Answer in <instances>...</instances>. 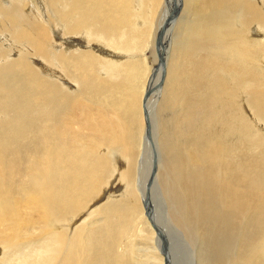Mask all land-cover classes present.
I'll use <instances>...</instances> for the list:
<instances>
[{
  "label": "bare ground",
  "instance_id": "6f19581e",
  "mask_svg": "<svg viewBox=\"0 0 264 264\" xmlns=\"http://www.w3.org/2000/svg\"><path fill=\"white\" fill-rule=\"evenodd\" d=\"M41 1L38 13L31 2L0 1V37L21 47L10 59L0 44V165L9 171L0 169V264H169L139 167L152 145L147 122L160 110L169 116L159 171L172 221L189 234L201 231L205 243L214 236L222 252L233 251L230 264H262L264 0H181L193 11L175 29L186 38L177 55L183 62L167 70L154 99L147 97L155 68L147 73L140 55L150 45L160 53L163 8L179 0ZM57 26L63 37H79L67 38L68 52L54 46ZM113 150L125 161L124 193H107L101 216L74 225L68 237L69 219L115 171ZM219 250L206 264H226L214 261Z\"/></svg>",
  "mask_w": 264,
  "mask_h": 264
},
{
  "label": "rangeland",
  "instance_id": "374dc122",
  "mask_svg": "<svg viewBox=\"0 0 264 264\" xmlns=\"http://www.w3.org/2000/svg\"><path fill=\"white\" fill-rule=\"evenodd\" d=\"M0 1H1V3L5 4V3L10 2L11 0H0ZM12 1H15V0H12ZM24 1L27 2V4L31 2L30 5L35 7L32 9V11L37 12V13L39 12L38 10L41 11L42 9L46 8L42 4L41 0H24ZM169 1L174 2V0H169ZM179 1H180V3H178V4L176 2H174V4L172 6L169 5V7L165 6L163 8L164 10H163L161 18L166 13V10H167L166 8H168V11H167V14H165V17L163 18L164 20L160 19V27L158 29L157 35L155 36L157 38L156 39L157 40L156 45L158 46V43H159L162 46V48L161 47L159 48L160 53H158V50H157V53H154V51L152 52V46L150 45V46H148V49H146V51L142 55H140V58L144 61V64H143L144 70L147 71V73H149L148 71H150L151 69L153 70L155 68V71H154L155 76L153 73H151V79H150V82H153V84H152L153 86H151V88L149 89V95L147 97L150 99H154L157 97L156 95H157L158 89H160L162 87L168 71L175 68L174 63L177 61L181 65L183 62V61L177 60V55L178 54L183 55V52H184L183 49L186 48V45H184L186 38H185V40H183V37L180 35V30L179 29L175 30V29L178 28V26L176 25L177 20L180 19V21H184V22L185 21H187V22L191 21L192 16H189L188 18H191V19L187 18V20H186L185 16L192 15L193 11H192V7L186 8L184 10V8H183L184 6H183L181 0H179ZM182 1L184 2V0H182ZM32 3H33V5H32ZM165 5H167V4L165 3ZM44 14L46 15V13H44ZM158 17H159L158 15L155 17V21ZM40 21L43 22L42 19ZM155 21H154V23H155ZM167 21H168V23H166ZM138 23L136 24L137 25L136 27L140 26V22H138ZM175 25H176V27H175ZM57 27H55L51 32V38L55 44L54 46L60 47V45H62L61 47L64 48L66 50V52H68L71 49H69V47L67 46V38L68 39L71 38V40L76 41L79 39V37L78 36L63 37L60 33V28L58 27V29H57ZM56 35H58V37L61 39L65 38L66 41L63 43H65L66 45L61 44V42L59 41V38ZM0 39H2V40H0V42H1L0 44L3 46L2 49L5 48L9 51V53H8V55H10L9 58L10 59H16L18 57V54H19L21 47L17 44H14L13 41H11L12 40L11 38L0 37ZM153 40L155 42V38ZM181 40H183V41H181ZM151 42H152V39H151ZM181 43H183V44L181 45ZM10 45H12V46H10ZM72 45H73L72 49H75L76 46H75L74 42ZM156 45H155V48H156ZM153 46H154V44H153ZM181 46H183V47H181ZM18 47H20V48L18 49ZM94 47H96V45H94ZM96 48H98V49H96V51L98 50L97 52L99 54H101L100 51L103 52V50H107V51L112 52L109 48H105V47H102V48L96 47ZM180 50L182 52H180ZM103 56L105 57L106 55H103ZM105 58H107V57H105ZM29 59H32L33 61H35L37 63L40 61L39 63L44 65V63L41 60H37L34 58H29ZM173 60H175V61H173ZM160 61H162V66H161V63L159 64ZM43 65H41V66H43ZM44 66L46 68L50 69V67L48 65H44ZM145 66L149 69H147ZM157 66H161L162 70L160 71V69L158 67V69H159V71H158L156 69ZM35 69L37 71H40L38 68H35ZM53 69L57 72V78L60 81L67 82V84L70 87L72 86L71 89L75 88L74 83H72V81L70 80V78L68 77V75L66 73L60 72L55 67H53ZM185 69H186V66H185ZM185 69L181 68L179 70V72L181 73ZM41 72H42L41 77L43 79H45V80L49 79L48 76L51 73L49 74V72H44V69ZM160 72H161V74L159 75ZM57 82L59 83V81H57ZM154 82H155V84H154ZM156 112L158 113V111H156ZM156 112L154 113L155 116L157 117L156 119L154 118V120L151 121L150 124H149V121L147 120L149 128H148V130L145 128V133H146L145 138H147V139L149 138L150 144H152V145L148 150H145L144 154L142 153L143 157L140 158L139 167L142 166L141 176H143L142 177L143 179L145 177L146 178L145 180L147 181V187H146L147 191H145V198L148 199L149 204L151 205V207H150L151 211L150 212L153 214L152 218L154 219L155 222H157V220L160 221V222L158 221L160 224H158L157 227L160 228L161 230H163V232L165 233V235H164V240H165L164 249L166 251L170 250V253L172 255L169 258V264H204V263L206 264V263L211 261L212 252L214 249H217V248H220V250L214 256V261L216 259L220 258L226 264H230L229 259L231 258L232 253H233V251H231L232 249L230 246L227 245L228 251L229 252L231 251L230 253L222 252V250H221L222 247L220 244H216L214 236H212L210 238V240L206 241V243H205L203 241L202 234H200L201 231H197V232L193 231L192 233L189 234V233H187V232H189L188 230L186 232L185 229H181V228H183L181 224H179L181 227L180 228L179 225H176L177 222L172 221L173 219H171L172 211H170V209H172V207H171L170 203H168L170 200V199H168L169 195L167 193V195H168L167 198L164 195V193L167 191L164 190L166 181L163 178L166 176L164 173L159 171V168L161 170V168L166 163L167 158H165V157H168L167 155H165L164 149H163V144H165V136L163 135V132H162V126L165 123H167V121H165V118H168L169 116H168V111L162 112L160 110L159 114H157ZM153 122L155 124H152ZM46 134H50V132H45V135ZM37 135H40V134L37 133ZM118 153L119 152L117 150H113L111 152V158H110L111 165H113L115 171L111 174L109 180L105 181L106 183L103 182V185H102L101 189L97 192V194H95L93 197L90 198L89 205H88L89 207L87 205H85L84 209L81 210V211H83V213H80L81 212L80 211L78 213L79 215L77 214L75 217L69 219L72 221V223H71V227H69V229H68L69 231L67 230L68 231V233H67L68 237L72 236V234H73V232L70 233V229H72V227L73 228L80 227V226L84 225V223L86 224L87 222L88 223L93 222L96 220V219L94 220V218H97V217L99 218V216H101V215H98L96 212L105 203V200H107L106 198L112 196L113 199H117L119 196H121V194L124 193V190H123V188H124L123 183L124 182L121 180V177L119 175L125 170V165H123V164H125V161L123 158H120L122 156H121V154H118ZM162 163H164V164H162ZM0 169L2 171V170H5L6 168H4L3 165L2 166L0 165ZM6 170H7L6 173H9L8 169H6ZM161 173H162V176L160 175ZM18 174H19V172H18ZM157 174H159V176H157ZM120 181H122V183ZM164 182H165V184H164ZM163 184H164V186H162ZM161 186H162V188H161ZM162 190H164L165 192H163ZM104 191H106V192H104ZM109 192L112 193L111 196H110V194H107ZM98 198H100V200H98ZM93 203H96V204H93ZM91 208H93V209H91ZM154 208L156 211H158V214L160 212V215L155 214ZM164 216H166V218H164ZM80 220L81 221L83 220V221L81 222ZM77 223H79V225ZM81 223H82V225H80ZM76 224H77V226H76ZM65 225H67V223H65ZM74 225H75V227H74ZM176 226H178L179 228L178 227L176 228ZM201 230L203 231L204 228L201 227ZM242 232H244V231H242ZM233 238H231V240L229 239V241H228L229 244L232 243L234 240H236L235 236ZM135 245H136L137 249H142L143 247L147 248L143 242H137V243H135ZM149 252L152 253L151 248H149ZM167 253L169 255V252H167ZM258 263L264 264L262 259H259Z\"/></svg>",
  "mask_w": 264,
  "mask_h": 264
},
{
  "label": "water",
  "instance_id": "95a60500",
  "mask_svg": "<svg viewBox=\"0 0 264 264\" xmlns=\"http://www.w3.org/2000/svg\"><path fill=\"white\" fill-rule=\"evenodd\" d=\"M166 23H168V21Z\"/></svg>",
  "mask_w": 264,
  "mask_h": 264
}]
</instances>
